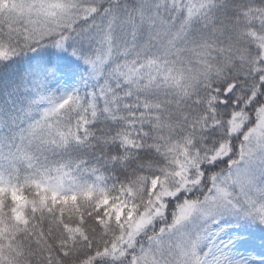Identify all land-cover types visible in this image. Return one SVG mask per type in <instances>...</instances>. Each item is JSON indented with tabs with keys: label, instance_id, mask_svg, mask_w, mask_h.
Returning a JSON list of instances; mask_svg holds the SVG:
<instances>
[{
	"label": "snow or ice",
	"instance_id": "6c2138e0",
	"mask_svg": "<svg viewBox=\"0 0 264 264\" xmlns=\"http://www.w3.org/2000/svg\"><path fill=\"white\" fill-rule=\"evenodd\" d=\"M0 264H264V0H0Z\"/></svg>",
	"mask_w": 264,
	"mask_h": 264
}]
</instances>
